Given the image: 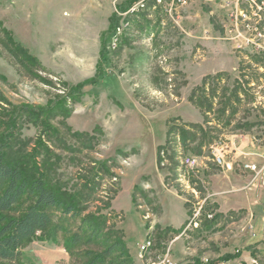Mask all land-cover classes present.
I'll list each match as a JSON object with an SVG mask.
<instances>
[{
	"label": "rangeland",
	"instance_id": "1",
	"mask_svg": "<svg viewBox=\"0 0 264 264\" xmlns=\"http://www.w3.org/2000/svg\"><path fill=\"white\" fill-rule=\"evenodd\" d=\"M53 1L52 19L45 3L0 0V24L50 80L0 44V139L11 134L6 159L43 173L80 215L24 241L21 260L84 264L120 241L143 264L138 247L151 238L146 260L170 249L177 264H264V0L241 3L251 18L237 21L232 0ZM20 106L40 121L15 116ZM43 119L57 130L45 142ZM82 215L102 231L70 245ZM122 259L117 248L105 262Z\"/></svg>",
	"mask_w": 264,
	"mask_h": 264
},
{
	"label": "trees",
	"instance_id": "2",
	"mask_svg": "<svg viewBox=\"0 0 264 264\" xmlns=\"http://www.w3.org/2000/svg\"><path fill=\"white\" fill-rule=\"evenodd\" d=\"M134 0H127L129 6ZM125 5L120 6V9ZM140 19L135 24L141 30L147 25L145 12L139 14ZM0 44L11 59L20 66L29 76L44 83H49L47 77L39 74L44 71L40 60L20 46L12 37L10 31L0 24ZM26 115L28 118L39 122L40 115L29 107L20 106L15 116ZM42 118V117H41ZM17 124V122L15 123ZM39 140L45 142L51 140L57 130L45 119L41 121ZM16 126H12V130ZM184 132L183 128L176 126L175 133ZM11 134L4 140L0 139V213L21 209L16 216L0 214V262L6 264H26L21 260L20 245L36 235L37 232L46 230L51 224L57 231L63 230V223L72 221L80 215L74 201L65 198L52 185L44 179V175L38 172L35 176L26 175L18 163L6 159V150L9 147ZM100 220L87 215L80 217V223L75 231L69 233L67 241L70 245L80 242L84 237L94 239L102 231ZM161 235L158 236V239ZM119 248L122 260L127 264H133L124 244L114 241L101 253L91 256L84 264H110L105 262L115 249Z\"/></svg>",
	"mask_w": 264,
	"mask_h": 264
},
{
	"label": "built area",
	"instance_id": "3",
	"mask_svg": "<svg viewBox=\"0 0 264 264\" xmlns=\"http://www.w3.org/2000/svg\"><path fill=\"white\" fill-rule=\"evenodd\" d=\"M145 0H140L137 4L141 5V7H143V3ZM174 1V0H173ZM179 4H184L186 2V0H176ZM234 2V11H232L231 13V18H233V20H238V19H242V20H246L251 18V14L249 12H247V10H244V8H240V4L241 3H246V4H255L257 2V0H232ZM135 7H131L130 11L133 12ZM256 15V14H255ZM259 35H261V33H258ZM251 39L248 40V42ZM254 41H252L253 43ZM256 43V44H255ZM255 46H257L256 48L259 49L258 47H261L260 43L258 42H254ZM264 49V46H263ZM215 161L217 162L218 165L222 166V167H226L227 169H231V166L229 163H226L225 160H223V158L220 155H216L215 157ZM184 166L187 168H194L197 166V160L195 157L193 156H185L184 157ZM253 165H245V168L248 169H254L255 170V166ZM210 217H212V215H208ZM155 244H154V240L149 238V239H145L140 245H139V256L140 258H142V262L144 264H177L176 261H174L170 255V249L165 250L164 253L157 255L153 260L149 259L146 260L144 258V256L146 254H149L150 252H152L154 250ZM215 264H225L224 261H220L218 263Z\"/></svg>",
	"mask_w": 264,
	"mask_h": 264
},
{
	"label": "crops",
	"instance_id": "4",
	"mask_svg": "<svg viewBox=\"0 0 264 264\" xmlns=\"http://www.w3.org/2000/svg\"><path fill=\"white\" fill-rule=\"evenodd\" d=\"M25 3H27V4H30V5H32V6H30V7H36V5H39V4H47V7H45L44 8V10L46 9L47 11H49L50 12V17H52V19H53V17H55V14H57L56 12H59V11H57V6H59L60 5V3H59V1L57 2V1H53V0H25ZM37 8V7H36ZM39 8V7H38ZM38 10H40V11H37V13H40V12H42V10H41V8L40 9H38ZM76 14H78V13H76ZM77 16V15H76ZM81 16V15H80ZM30 19H32V18H34V17H29ZM34 31V32H33ZM36 31V32H35ZM32 33L34 34H36V35H38V33H39V30L37 29V28H34L33 26H32Z\"/></svg>",
	"mask_w": 264,
	"mask_h": 264
},
{
	"label": "bare ground",
	"instance_id": "5",
	"mask_svg": "<svg viewBox=\"0 0 264 264\" xmlns=\"http://www.w3.org/2000/svg\"><path fill=\"white\" fill-rule=\"evenodd\" d=\"M144 4L145 3H143V6H144ZM143 8V7H142ZM141 9V8H140ZM136 9L134 8V10H133V12L135 11ZM182 164H184V157H183V159H182ZM138 250H139V248H138ZM144 264V263H143Z\"/></svg>",
	"mask_w": 264,
	"mask_h": 264
}]
</instances>
